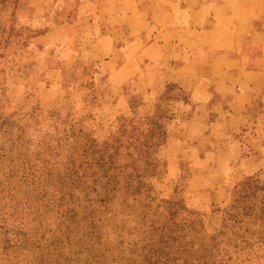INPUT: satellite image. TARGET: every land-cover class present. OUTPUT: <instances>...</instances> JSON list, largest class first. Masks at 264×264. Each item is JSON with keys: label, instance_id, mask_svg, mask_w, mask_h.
I'll use <instances>...</instances> for the list:
<instances>
[{"label": "rangeland", "instance_id": "obj_1", "mask_svg": "<svg viewBox=\"0 0 264 264\" xmlns=\"http://www.w3.org/2000/svg\"><path fill=\"white\" fill-rule=\"evenodd\" d=\"M93 10L91 0H0V264H264V210L245 189L264 186V167L242 162L264 146V128L249 122L244 153L222 157L220 130L207 126L219 114L195 116L178 82L153 96L126 84L128 111L116 113ZM62 23L80 29L50 30Z\"/></svg>", "mask_w": 264, "mask_h": 264}, {"label": "crops", "instance_id": "obj_2", "mask_svg": "<svg viewBox=\"0 0 264 264\" xmlns=\"http://www.w3.org/2000/svg\"><path fill=\"white\" fill-rule=\"evenodd\" d=\"M148 1L150 8L142 9L140 0H91L94 10L90 15L101 18V24L94 19L91 31L95 34L97 26L104 25L97 42L104 54L100 65L106 81L105 98L114 97L109 106L118 114L127 113L122 92L129 83L134 92L148 89L150 96L158 94L166 81L182 83L190 91L195 116L219 114L209 116L207 126L211 132L217 127L220 130L222 157L239 158L246 150L242 135L248 133L244 132L249 129L247 124L257 122L259 129L264 128V25L259 24L264 20V0ZM145 16L153 21L158 17L156 24L147 25ZM67 29L80 28L62 23L50 30ZM144 34H151L153 42L144 43ZM127 41L131 47L124 48ZM198 47H209L204 53L216 56L205 60L207 56L201 55L204 62L198 64L197 54L202 53ZM90 51H86L87 61H92ZM219 52L227 57L217 59ZM225 114L231 116L228 124L223 122ZM245 117L248 119L242 126ZM170 139L179 145L185 143ZM170 160L171 174H175L177 159ZM242 162L252 171L263 168L264 146Z\"/></svg>", "mask_w": 264, "mask_h": 264}, {"label": "trees", "instance_id": "obj_3", "mask_svg": "<svg viewBox=\"0 0 264 264\" xmlns=\"http://www.w3.org/2000/svg\"><path fill=\"white\" fill-rule=\"evenodd\" d=\"M135 130V127H132V131ZM124 131H126V129H124ZM151 131V130H149ZM152 132V131H151ZM258 182L257 180H249L248 183L245 184V189L246 191H248L250 193V195L253 197V199L259 200V203L261 205L260 210L263 211L264 210V186L262 188L258 187ZM260 190L262 191V193L260 195L256 194V191ZM238 202V201H237ZM256 204L254 205V203H251V206L247 207V210H253L255 208ZM239 209V207H237ZM245 209V208H244Z\"/></svg>", "mask_w": 264, "mask_h": 264}]
</instances>
